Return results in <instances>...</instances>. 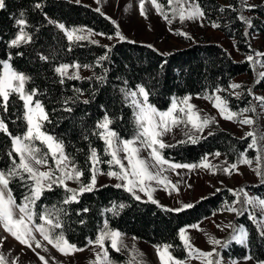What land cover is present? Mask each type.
Returning <instances> with one entry per match:
<instances>
[{"label": "trees", "instance_id": "16d2710c", "mask_svg": "<svg viewBox=\"0 0 264 264\" xmlns=\"http://www.w3.org/2000/svg\"><path fill=\"white\" fill-rule=\"evenodd\" d=\"M162 5L163 0H157ZM206 11L205 21L220 24V30L227 38L236 41V46L242 53L251 51L249 45L251 34L264 35V3L256 5L254 9H246L242 0H230L228 5H222L219 0H200ZM6 8L0 11V61L8 59L12 54L11 64L13 68L29 76L25 90L37 89L38 94L34 100L40 101L48 112L49 122L43 123V131L63 140L65 151L73 157L77 166L84 169L82 182L89 179V146L98 150L102 160H109L104 155L105 144L95 132V125L101 120L105 111L113 119L110 127L115 130L122 139H132L137 132L135 119L136 109L132 106L129 97H125L121 89L136 90L142 85L150 93L149 103L160 111L170 108L173 99L180 101L184 97H209L216 93L217 88L222 91L224 97L229 100L227 89L231 82L251 72L248 62L233 60L227 51L221 46L200 42L172 51L165 55L153 47L132 41H120L105 47L88 40L69 42L64 33L55 25L49 24L47 17L64 23L66 27L88 28L98 34L115 35V25L101 13L88 5L75 3L68 0H5ZM36 3L41 8L35 7ZM234 6L235 11L229 6ZM224 8L225 11H219ZM24 12V19L28 21L25 29L33 36L32 43L22 45L20 48H9L8 42L14 38L18 28L15 23ZM239 13H243L252 21L249 28L236 19ZM38 29V31H37ZM248 36L245 37L244 33ZM71 48V51L68 49ZM23 52V56L16 55ZM38 54L49 57L47 62L40 60ZM103 55L108 59L97 61ZM93 65L88 77L105 74L106 81L100 83L95 78L92 80H65L63 85L58 83L59 77L53 69L59 63H73ZM2 74V64H0ZM255 87H262L264 84ZM83 90L79 101L71 105L73 112L63 111L61 100L66 97L78 95L74 89ZM95 92L93 96L92 93ZM84 99H91L87 105ZM244 101V100H243ZM245 102V101H244ZM5 118L8 129L13 135H23L27 131L25 109L23 101L17 94L10 96L8 110L0 112ZM87 136V139H85ZM37 146L44 145L36 142ZM248 139H240L229 132L216 129L211 135L193 144L191 142L177 143L174 147L162 150L166 159L172 162L184 164H199L201 159L208 154L219 151L231 164L239 158L241 152H246ZM12 151L11 138L0 132V170L11 167L8 152ZM54 162L49 160V164ZM104 172L109 170L107 164L98 165ZM115 170V168L113 169ZM13 195L17 202H21L27 189L19 179H13L10 183ZM78 187V184H77ZM92 193H85L80 197L79 203H62L65 192L62 188L55 187L53 191H46L40 200L36 201L34 211L39 214L47 209L58 213L63 223V232L66 239L78 248L86 249L88 239H95L103 230L104 222L109 227L119 230L123 236H130L146 242L152 246L170 244L173 247L170 252L178 259L185 260L188 253L178 235L180 229L192 226L212 217L216 212L225 211V202L231 203L235 197L226 189L217 191L196 202L193 207L182 211H168L159 204L150 201H137L123 188L117 189L109 184L101 186ZM248 189L264 198V184L249 185ZM123 203L127 207L113 215V204ZM88 208L87 213L77 214L81 209ZM66 213V214H65ZM84 223L81 224L80 221ZM37 223L41 221L36 220ZM237 223L245 225L249 231L248 247L233 243L224 255L230 260L241 261L247 255H252L253 260H264V239L257 235L248 214L237 217ZM59 232L61 229H56ZM108 246V241L105 242ZM109 254L114 255L109 247ZM146 259V264H150Z\"/></svg>", "mask_w": 264, "mask_h": 264}, {"label": "snow or ice", "instance_id": "6c2138e0", "mask_svg": "<svg viewBox=\"0 0 264 264\" xmlns=\"http://www.w3.org/2000/svg\"><path fill=\"white\" fill-rule=\"evenodd\" d=\"M244 7L251 10L256 7V4H249L248 0H242ZM151 4L156 8L157 14L162 15L165 21L171 23L169 13L163 11L164 5L157 3V0H151ZM145 0H140L139 10L142 16L147 18L145 12ZM166 5L170 9L171 18L178 17L179 21H203L206 18V11L204 10L200 0H166ZM37 9L41 8L40 3H36ZM6 8L5 0H0V11ZM229 8L235 11L234 6ZM219 11H225L224 8H220ZM24 12L20 13V18L16 19L18 31L8 42L9 48H20L22 45L32 43L33 36L29 31L25 29L28 27V21L23 18ZM45 18L49 24L55 25L66 36L69 42L83 41L91 35L88 31L87 35L78 34L84 33L85 29L66 27L64 23H59L49 17L45 13ZM237 20L245 24L247 27H252V21L243 13H239L236 17ZM115 23V22H113ZM213 28H219L220 24L212 22ZM118 27V26H117ZM38 31V29H37ZM178 35H185L186 33H177ZM245 37L248 33H244ZM116 36L120 40H124L125 37L119 32H116ZM111 39V37H109ZM190 38V37H189ZM250 47V45H249ZM71 51V48L68 49ZM16 55L23 56V52H17ZM39 59L47 62L49 57L44 54H38ZM264 57V53L256 52L255 56L249 55L247 60L251 64L259 63L261 67H264V63L256 59ZM12 59V54L9 53L8 61H0L3 65V72L0 74V112L6 113L8 110V101L10 96L17 94L19 99L23 101V107L25 109V120L27 121V131L23 135H13L9 129L7 122L3 115H0V132L8 135L11 138L12 151L8 152V156L11 161V167L7 170H0V226L3 230L11 235L21 245H26L29 248H33L32 242L35 241L36 248L41 247V243L36 239L35 232H38L43 240L52 245L63 255L74 254L77 251H83V248H78L75 244L70 243L63 232V223L59 218L58 213L62 210L56 209L54 211H48L37 214L34 211L36 201L40 200L46 191H53L55 187L62 188L65 192L62 203H79L80 197L85 193H92L97 189V176L107 175L110 178H114L120 183L114 185L115 188H123L130 193L137 201L141 200L140 195L137 192L144 193L148 200L154 204L158 202L153 199L152 192L155 190L150 187L152 182L164 185L165 188L171 186L173 190H177L176 185L173 184L165 172L171 170L176 171L178 169H196L204 168L211 171L217 170L223 171L225 174L231 175L233 172L239 171V165L245 164L251 167L253 165V159L247 156L246 152H241L239 158L228 164L227 167H219L213 165L208 160V154H206L199 164H184L169 161L162 154V150L168 147H174L175 145L166 144L163 137L171 132L174 128L183 124L185 127L191 125V128L195 130V133L202 134L204 129L211 123L215 122V119L210 116H201V114L195 110V106L189 103L191 97H184L179 102L173 99L171 107L167 111H160L154 105L149 103L150 93L144 86L138 85L137 90L121 89L125 97L132 98V106L136 109L135 119L137 124L136 135L132 139H122L119 134L113 130L110 125L113 123V119L109 116L107 111L101 120H98L95 127L100 131L94 134L98 135L105 144L104 155L109 156V160H102L98 150L89 146V155L87 157V163L89 168L88 181L82 182L81 178L84 176V169L77 166L73 157L65 151L63 140L57 139L53 135L43 131V123L51 122L49 120L48 112L44 105L34 100V97L38 94L37 89L25 90V84L31 78L26 76L22 72L14 70L9 61ZM108 56L103 55L97 61L107 60ZM93 65L81 64L79 62L73 63H59L54 67V73L59 77L58 83L63 85L65 80H81L95 78L100 83L106 81L105 69L104 75L94 77H82L80 70L90 69ZM71 70V71H70ZM264 79V72L259 73V79L256 83L259 84ZM229 87L233 90L241 89L242 85L238 83H232ZM74 91L78 94L72 97L63 98L60 102L63 105V111L73 112L71 105L76 104L79 101V97L83 95V90L75 88ZM217 93L225 91V89L217 88ZM236 98H239L241 93L234 92ZM95 95V92L92 93ZM248 95L253 100L258 101L262 109H264V96H257L253 93L252 89H248ZM142 97V99H140ZM207 98V97H205ZM91 102V99H84L83 104L87 105ZM213 106L217 109L219 115L229 121L238 122L241 125H247L252 130L246 133L247 138H251L248 145L249 149L256 150L258 155L255 157V161L261 164L260 168H254L256 175L260 177L264 182V131H258L259 122L254 119L253 116L248 115L256 113V106L249 102V106L239 111H233L229 106V100L215 95L212 99ZM181 105H183L181 107ZM195 133L188 135L191 143L195 144L200 139V136ZM212 133H209L211 135ZM87 139V136H85ZM44 145L46 150H42L37 146L36 142ZM187 141H180L185 143ZM142 150L148 151V157H142L140 155ZM121 153L124 155L121 156ZM215 157H220L219 151L211 154ZM49 160L53 161V164H49ZM126 162V163H125ZM227 163V162H226ZM107 164L109 170L104 172L98 167V165ZM167 166V167H165ZM118 170H113V169ZM179 173H177L178 175ZM13 179H19L20 182L27 189V194L23 196L21 202H17L13 195V191L10 187V183ZM68 181H73L78 184L77 188H71L68 186ZM107 187V185H105ZM219 191V189H218ZM235 199L231 202H225L224 210L236 214L237 216H243L248 213V219L255 226L257 235L259 238L264 239V198L259 196L249 195V192L243 188L229 189ZM236 205H240L237 207ZM127 207V205L120 203L118 205L113 204L111 211L113 215L118 214L119 210ZM193 207L192 204H185L183 208L168 209V211H182L186 208ZM251 208L253 211H249ZM255 209H259V214L255 212ZM88 208L81 209L77 214L87 213ZM66 214V213H65ZM39 219L41 222L37 223ZM84 223L83 220L80 221ZM216 227L223 231L225 228L230 229V236L225 239H217L214 236L209 237V242L213 245L212 251L205 252L198 248H195L191 243L190 237L187 234V229H180L178 235L188 252V255L194 259H199L201 264H226L222 250H226L232 243L239 244L248 247V241L250 236L249 229L243 224L230 223L221 226L217 224ZM56 229H61L57 232ZM123 234L119 230H114L109 227L107 221L104 222L103 230L99 232L95 239H88V245L96 246L100 251L95 254V260L92 264H116V262L110 257L108 248L119 252L124 247L122 242ZM108 241V246L105 242ZM2 243V241H0ZM156 251L162 264H186L176 258L170 249L173 247L170 244L156 245ZM47 251V248L44 249ZM40 261L43 264H48V260L43 255L37 253ZM139 259L134 258V264H143V254L138 253ZM252 255H247L245 260L251 261ZM0 264H5V257L0 253ZM230 264H239L237 260H231ZM256 264H264V260H258Z\"/></svg>", "mask_w": 264, "mask_h": 264}, {"label": "rangeland", "instance_id": "374dc122", "mask_svg": "<svg viewBox=\"0 0 264 264\" xmlns=\"http://www.w3.org/2000/svg\"><path fill=\"white\" fill-rule=\"evenodd\" d=\"M68 1L88 5L108 18L112 23L115 22L113 24L115 25L117 31H119L125 37L124 40H120L116 34H98L88 28H83L86 30L84 33H78L87 35L88 31H90L91 35L85 40L105 47H110L120 41H132L153 47L167 55L172 51L186 48L193 43L209 42L221 46L227 51L233 60L237 62L248 63L249 61L247 60V57L249 55L255 56L256 52L264 53L263 34H251V45L249 47L251 51L248 53H242L236 46L235 40L227 38L220 30H218V28H213L211 24H208L205 19L202 22L198 20H186L183 23L179 21L178 17L172 19L170 9L166 5V0H163V11L169 13L171 23L165 21L162 15L157 14V10L151 4V0H145L144 7L147 18L142 16L140 13V0ZM228 1L230 2V0H219L222 5H228ZM157 3L159 2L157 1ZM248 3L259 5L264 3V0H248ZM177 33H186L187 36L178 35ZM109 37H111V39ZM256 59L264 63V57H259ZM5 61H8V59ZM9 63L13 68L11 61H9ZM249 65L251 67V72L249 74L237 77L231 82V84L238 83L242 85V88L233 90L229 87L227 89V93L231 97L229 98V106L233 111H239L240 109L248 107L249 102H251L252 105L256 106L257 112L248 115H251L254 119L258 120L259 127L257 130L264 131V109L260 107L258 101L253 100L252 97L248 95V89H252L255 95L264 96V86L255 87L257 85L256 81L259 79V73L264 72V67H261L259 63H249ZM89 74V69L82 68L80 70V75L82 77H88ZM260 83V85H262V83L264 84V79H262ZM237 91L241 93L239 98H236L234 94V92ZM215 95L224 97L222 92H216L207 98L191 97L189 100V103L195 106V110L198 111L201 116L213 117L215 119L214 123H211L208 127H206L202 134L195 133V130L191 128V125L185 127L183 124H181L179 127L174 128L171 132L163 137L164 142L171 145L180 143V141L190 142L188 135H185L186 132H188L189 135L195 133V135L200 136L199 140H201L209 136V133H213L216 129H221L237 136L240 139H248L246 153L249 158L253 159V165L249 167L248 165L240 164L239 171L233 172L231 175L225 174L223 171H220L219 168L215 170V172L199 167L191 170H169L165 172L164 175L176 185L178 191L173 190L171 186L165 188L164 185L157 184L156 182H152L150 185L151 188L155 189L152 192L153 199H155L158 202L157 204L163 208L177 209L183 208V205L185 204L194 205L199 200L217 192L218 189L219 191L224 189L229 191V189L239 190L243 188L249 192V195L258 196L254 192L250 191L248 186L264 184V182L261 181L260 177L257 176L256 172L253 170L254 168L261 167V164L255 161V157L258 155V153L256 150L248 148L251 138H247L246 133L252 130V128L247 125H241L238 122L223 119L219 115L217 109L213 106L212 99ZM130 99L132 102L131 97ZM140 99H142V97H140ZM182 106L183 105H181V107ZM42 148L45 149L44 146ZM123 155L124 154L121 153V156ZM140 155L147 158L148 151L142 150ZM208 160L211 164L217 165L219 167H227V165L230 164L223 155L220 157L211 155L208 156ZM177 173L179 174L177 175ZM116 183H120V181L110 178L107 175L97 176V188L109 184L114 186ZM68 186L71 188H77V184L73 181H68ZM137 194L140 195L141 200L149 201L148 197L144 193L137 192ZM236 206L240 207V205ZM249 211L253 210L249 208ZM255 212L259 214V209H255ZM237 217L238 216L234 213L220 211L216 212L208 219L183 229H187V234L189 235L191 243L195 248L208 252L212 251L213 249V245L209 242L210 236H214L215 238L221 240H225L230 236V229L225 228L223 231H221L216 227V225L220 224L223 226L230 223L239 224L237 223ZM34 234L36 235V239L41 243V247L36 248L35 251H33V248H35V241L32 242L33 248H29L26 245H21L18 241L12 238L9 233L3 230L2 226H0V241H2V243H0V253H2L5 257V264H43V262L40 261L39 257L37 256V253L43 255L46 260H48V264H92V262L95 260L96 252L100 251L96 246L90 245L83 251H77L70 255H63L52 245L48 244L47 241L43 240V237L40 236L38 232H35ZM122 242L124 247H122L119 252L113 250L114 255L109 254L116 264H134V258H136V260L139 259L138 253L143 254V264H146L144 255L147 257V260L150 264H162L157 251L154 250L156 247L130 236H123ZM45 248H47V251H44ZM222 252L226 264H230L231 260L224 255V250H222ZM183 261H185L186 264H201L199 259H194L189 255L188 258ZM256 262L257 261L253 259L251 261L244 259L239 261V264H256Z\"/></svg>", "mask_w": 264, "mask_h": 264}, {"label": "crops", "instance_id": "0c3cea01", "mask_svg": "<svg viewBox=\"0 0 264 264\" xmlns=\"http://www.w3.org/2000/svg\"><path fill=\"white\" fill-rule=\"evenodd\" d=\"M153 249H154V248H153ZM154 250H156V248H155Z\"/></svg>", "mask_w": 264, "mask_h": 264}]
</instances>
